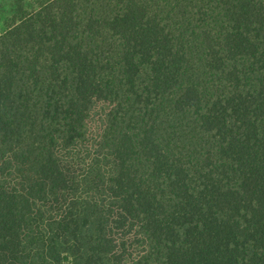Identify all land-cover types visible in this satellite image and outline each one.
Wrapping results in <instances>:
<instances>
[{"label": "trees", "instance_id": "1", "mask_svg": "<svg viewBox=\"0 0 264 264\" xmlns=\"http://www.w3.org/2000/svg\"><path fill=\"white\" fill-rule=\"evenodd\" d=\"M32 2L0 31V264H264V0Z\"/></svg>", "mask_w": 264, "mask_h": 264}, {"label": "rangeland", "instance_id": "2", "mask_svg": "<svg viewBox=\"0 0 264 264\" xmlns=\"http://www.w3.org/2000/svg\"><path fill=\"white\" fill-rule=\"evenodd\" d=\"M32 4L31 0H0V31L3 32L17 14L27 11Z\"/></svg>", "mask_w": 264, "mask_h": 264}]
</instances>
